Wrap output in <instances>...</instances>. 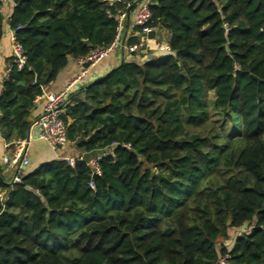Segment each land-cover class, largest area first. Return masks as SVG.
<instances>
[{
  "label": "trees",
  "instance_id": "trees-1",
  "mask_svg": "<svg viewBox=\"0 0 264 264\" xmlns=\"http://www.w3.org/2000/svg\"><path fill=\"white\" fill-rule=\"evenodd\" d=\"M12 3L25 62L0 91L11 152L43 88L69 57L108 46L134 0ZM150 9L171 51L122 59L63 103L68 141L90 138L75 145L74 165L29 164L13 185L0 207V264H215L225 254L264 264V0H151ZM210 92L224 118L238 115L235 133L210 117Z\"/></svg>",
  "mask_w": 264,
  "mask_h": 264
},
{
  "label": "built area",
  "instance_id": "built-area-1",
  "mask_svg": "<svg viewBox=\"0 0 264 264\" xmlns=\"http://www.w3.org/2000/svg\"><path fill=\"white\" fill-rule=\"evenodd\" d=\"M151 0H134V7L130 13L122 11L117 15L118 26L117 33L113 41L106 47H93L85 55L75 58L77 71L66 81L64 86L57 91H44V104L40 114L35 117L29 126L28 136L25 140L15 142V149L11 155L0 157V161L6 166L13 169V174L8 181L9 188H0V207L4 209L5 203L8 201L9 192L13 185L21 181L23 172L29 165V157L27 154V147L29 145L30 133L33 129L39 130V137L44 139L47 145L52 150L61 148L67 141L66 125L61 118L63 103L69 96L75 93L80 87L86 85L90 75V70L98 62L108 57L115 49L125 51L123 59H149L153 56L152 53H146L142 49V42L127 43L126 36H123V24H127V36L134 33L142 35L155 32L157 29L149 24L152 17L150 9ZM225 29H229L227 23L223 22ZM20 28V27H17ZM139 30V32L137 31ZM11 63L7 67V76L12 66L17 70H21L24 66V57L21 47L14 41V31L11 29ZM143 36V35H142ZM156 50L162 52L171 51L168 42H163L156 47ZM2 84H0V91ZM107 152V151H106ZM95 155L90 159V165L93 173H99L98 159L105 155ZM71 166L74 165L75 158L72 156H62ZM243 229L242 231H246ZM241 232V231H240ZM239 232V233H240ZM230 255L225 254L220 257L215 264H231L229 261Z\"/></svg>",
  "mask_w": 264,
  "mask_h": 264
},
{
  "label": "crops",
  "instance_id": "crops-1",
  "mask_svg": "<svg viewBox=\"0 0 264 264\" xmlns=\"http://www.w3.org/2000/svg\"><path fill=\"white\" fill-rule=\"evenodd\" d=\"M12 0H3L2 12L4 15L3 31L0 39V84L7 78V67L11 59V29L8 23V17L12 11ZM127 24H123V36L127 34ZM169 31L165 28H157L154 35L151 37L142 36L136 34L139 41L142 42V49L146 53L160 54L161 51L156 50V47L163 42H168ZM125 51L121 49H115L108 57L98 62L90 70L88 81L99 78L112 67L117 65L125 56ZM78 67L74 57H69L66 65L59 71L55 80L51 81L44 87V91H57L61 89L66 81L77 71ZM44 104V96L41 95L36 101L31 112V119L37 117ZM16 145L14 146L15 149ZM78 150L75 148L74 143L67 141L61 148L52 150L46 143V141L39 137V130L33 129L30 133L29 145L27 147V154L29 157V164L36 165L52 159L54 157L73 156ZM12 152L7 146L5 140L0 136V157L5 155H11ZM1 175L4 182L10 180L13 169L6 166L0 161ZM223 243L227 244V240H223Z\"/></svg>",
  "mask_w": 264,
  "mask_h": 264
},
{
  "label": "rangeland",
  "instance_id": "rangeland-1",
  "mask_svg": "<svg viewBox=\"0 0 264 264\" xmlns=\"http://www.w3.org/2000/svg\"><path fill=\"white\" fill-rule=\"evenodd\" d=\"M208 98L210 100V107H209V113L210 117L217 121L218 124L221 125V127L224 128V130L227 133L236 132L239 129V117L236 114H233L234 116L232 119H226L224 116L220 114L218 110H215L212 104V94L211 92L208 94ZM233 232L230 234L232 236Z\"/></svg>",
  "mask_w": 264,
  "mask_h": 264
},
{
  "label": "water",
  "instance_id": "water-1",
  "mask_svg": "<svg viewBox=\"0 0 264 264\" xmlns=\"http://www.w3.org/2000/svg\"><path fill=\"white\" fill-rule=\"evenodd\" d=\"M154 31L150 32V33H147V34H142L143 36H148V37H151L152 35H154ZM84 43H88V40L85 39L83 40ZM90 138V136L88 137H85L83 134H81L79 137L76 138V140L74 141V145H77L79 142L81 141H86ZM108 149L105 148V149H102L101 151L98 152V155H102L104 152H106ZM82 159L84 160H88V154L87 153H83L82 155Z\"/></svg>",
  "mask_w": 264,
  "mask_h": 264
}]
</instances>
